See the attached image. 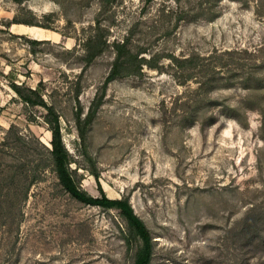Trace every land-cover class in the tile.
<instances>
[{"label":"rangeland","instance_id":"374dc122","mask_svg":"<svg viewBox=\"0 0 264 264\" xmlns=\"http://www.w3.org/2000/svg\"><path fill=\"white\" fill-rule=\"evenodd\" d=\"M50 111L149 264H264V0H0V264H133Z\"/></svg>","mask_w":264,"mask_h":264},{"label":"trees","instance_id":"16d2710c","mask_svg":"<svg viewBox=\"0 0 264 264\" xmlns=\"http://www.w3.org/2000/svg\"><path fill=\"white\" fill-rule=\"evenodd\" d=\"M116 75H117V71L112 70V72L109 74L108 79L110 80ZM15 91L17 92V87ZM93 112L94 111H92L90 115L88 114L83 121H81L80 114L79 113L76 114L77 124L79 126L80 134L82 136L86 126L90 123L93 117ZM50 114L52 116L51 123H53L50 129L52 133V140L50 141L51 154L54 159L56 174L61 186L73 198L83 203L90 205H102L107 208H117L124 211L125 219L127 220L129 227L132 229L133 234L137 236L141 241V246L137 252L133 264H149L153 250L151 236L148 229L142 222V220L133 213L129 203L126 200H119V199L117 200V199L108 198L103 192V190L100 188V186H98L100 198L91 199L90 197H87L85 194L80 192L77 189V187L74 185L66 166V161L68 156L61 141V135L58 125L59 123L58 117L56 116V114L53 113V111H50Z\"/></svg>","mask_w":264,"mask_h":264}]
</instances>
